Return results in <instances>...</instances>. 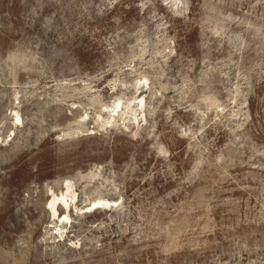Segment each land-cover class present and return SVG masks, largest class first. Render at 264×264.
Returning <instances> with one entry per match:
<instances>
[{
  "label": "rangeland",
  "instance_id": "1",
  "mask_svg": "<svg viewBox=\"0 0 264 264\" xmlns=\"http://www.w3.org/2000/svg\"><path fill=\"white\" fill-rule=\"evenodd\" d=\"M0 264H264V0H0Z\"/></svg>",
  "mask_w": 264,
  "mask_h": 264
},
{
  "label": "bare ground",
  "instance_id": "2",
  "mask_svg": "<svg viewBox=\"0 0 264 264\" xmlns=\"http://www.w3.org/2000/svg\"><path fill=\"white\" fill-rule=\"evenodd\" d=\"M18 118V117H17ZM19 119V118H18ZM65 194L61 193L60 195H55L54 193H52V200H50L49 204H48V208L51 211V214L53 216V218L55 216H57V218L60 220V215L58 214V206H64V207H69V204L73 201V199L75 198V192L71 191V187L70 186H66L65 187ZM73 203V202H72ZM111 204L108 201H103V200H98V201H94L93 203H91L89 206H87L86 208L82 209L84 210V212H88L90 209L92 208H101L100 206L103 205H108ZM114 204V203H113ZM57 206V207H56ZM111 207V205H110ZM62 208V207H61ZM60 209V208H59ZM107 209V208H106ZM92 212V211H91ZM55 215V216H54ZM64 217V216H63ZM56 218V217H55ZM65 219H69L67 217V215L64 217ZM66 221V220H65ZM68 222V221H67Z\"/></svg>",
  "mask_w": 264,
  "mask_h": 264
}]
</instances>
